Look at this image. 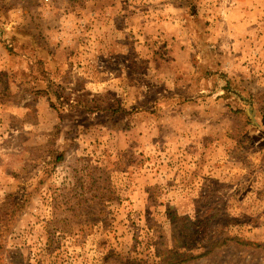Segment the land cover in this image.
I'll use <instances>...</instances> for the list:
<instances>
[{"label":"rangeland","instance_id":"obj_1","mask_svg":"<svg viewBox=\"0 0 264 264\" xmlns=\"http://www.w3.org/2000/svg\"><path fill=\"white\" fill-rule=\"evenodd\" d=\"M217 240L264 264V0H0V264Z\"/></svg>","mask_w":264,"mask_h":264},{"label":"trees","instance_id":"obj_2","mask_svg":"<svg viewBox=\"0 0 264 264\" xmlns=\"http://www.w3.org/2000/svg\"><path fill=\"white\" fill-rule=\"evenodd\" d=\"M48 90L45 91V93H50V94H53L54 90L51 89V87L48 86L47 88ZM226 240V239H225ZM222 241V240H217V241H214L211 248L209 250H207L205 253H201L197 256H194V255H191L190 253H183V254H180L178 251L174 250V251H168V252H158L157 253V256H159L160 258V261L159 262H154L153 264H184L186 262H189V261H192L196 258H200V257H204V256H207L209 254H211L214 250L215 247L219 246L221 243H226L227 241L229 240H232V239H228L226 240V242ZM237 243H239L240 245H245V246H248L250 245L249 242L247 241H243V240H236ZM134 261V260H133ZM132 260L131 261H128L127 264H132L133 262Z\"/></svg>","mask_w":264,"mask_h":264}]
</instances>
